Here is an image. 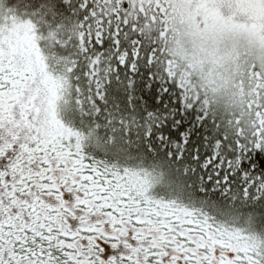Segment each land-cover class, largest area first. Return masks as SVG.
<instances>
[{
    "label": "snow or ice",
    "instance_id": "6c2138e0",
    "mask_svg": "<svg viewBox=\"0 0 264 264\" xmlns=\"http://www.w3.org/2000/svg\"><path fill=\"white\" fill-rule=\"evenodd\" d=\"M174 11L0 0V264H264V59L219 116ZM228 23L264 45V0Z\"/></svg>",
    "mask_w": 264,
    "mask_h": 264
},
{
    "label": "trees",
    "instance_id": "16d2710c",
    "mask_svg": "<svg viewBox=\"0 0 264 264\" xmlns=\"http://www.w3.org/2000/svg\"><path fill=\"white\" fill-rule=\"evenodd\" d=\"M173 18L163 40V46L175 67L189 84L207 98L211 109L221 117L236 110L238 89L236 84L244 72L246 62L260 63L264 57H256L251 51L220 55L203 53L200 42L184 27L183 18L172 0ZM239 51V50H238ZM243 51V52H242Z\"/></svg>",
    "mask_w": 264,
    "mask_h": 264
},
{
    "label": "rangeland",
    "instance_id": "374dc122",
    "mask_svg": "<svg viewBox=\"0 0 264 264\" xmlns=\"http://www.w3.org/2000/svg\"><path fill=\"white\" fill-rule=\"evenodd\" d=\"M174 3L182 14L184 27L200 42L203 53L205 50L214 57L226 56L240 53L242 48L254 52L256 57H264V45L228 23L242 5L252 0H174Z\"/></svg>",
    "mask_w": 264,
    "mask_h": 264
}]
</instances>
